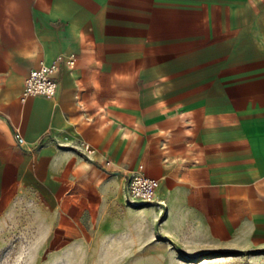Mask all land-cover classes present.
Returning <instances> with one entry per match:
<instances>
[{
	"label": "crops",
	"instance_id": "1",
	"mask_svg": "<svg viewBox=\"0 0 264 264\" xmlns=\"http://www.w3.org/2000/svg\"><path fill=\"white\" fill-rule=\"evenodd\" d=\"M71 53L54 98L21 99ZM140 165L159 186L133 205ZM19 202L54 250L149 227L188 253L264 248V0H0V221Z\"/></svg>",
	"mask_w": 264,
	"mask_h": 264
},
{
	"label": "rangeland",
	"instance_id": "2",
	"mask_svg": "<svg viewBox=\"0 0 264 264\" xmlns=\"http://www.w3.org/2000/svg\"><path fill=\"white\" fill-rule=\"evenodd\" d=\"M36 211L19 202L0 221V264H264V248L220 249L188 253L149 227V236L130 247L123 234L94 237L93 241L68 243L54 250L39 242L41 227ZM153 232L156 234L154 235ZM140 232L134 231V240Z\"/></svg>",
	"mask_w": 264,
	"mask_h": 264
},
{
	"label": "built area",
	"instance_id": "3",
	"mask_svg": "<svg viewBox=\"0 0 264 264\" xmlns=\"http://www.w3.org/2000/svg\"><path fill=\"white\" fill-rule=\"evenodd\" d=\"M76 61V54L71 53L60 54L51 63L40 62L26 76L21 99L26 100L28 97L36 95L54 98L58 90L56 73L61 64L65 63L70 67H74ZM15 138L19 144L25 145V138L19 132L15 133ZM107 163L110 164V161ZM142 169L143 165H140L139 169L133 171L127 180L126 191L129 204L152 203L155 201L159 180L148 176Z\"/></svg>",
	"mask_w": 264,
	"mask_h": 264
},
{
	"label": "water",
	"instance_id": "4",
	"mask_svg": "<svg viewBox=\"0 0 264 264\" xmlns=\"http://www.w3.org/2000/svg\"><path fill=\"white\" fill-rule=\"evenodd\" d=\"M144 204H147V203H136V204H133V205H144Z\"/></svg>",
	"mask_w": 264,
	"mask_h": 264
}]
</instances>
